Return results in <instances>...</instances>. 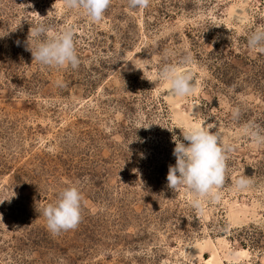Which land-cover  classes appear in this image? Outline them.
Listing matches in <instances>:
<instances>
[{
  "label": "rangeland",
  "instance_id": "1",
  "mask_svg": "<svg viewBox=\"0 0 264 264\" xmlns=\"http://www.w3.org/2000/svg\"><path fill=\"white\" fill-rule=\"evenodd\" d=\"M40 22L73 31L78 68L33 60ZM261 29L264 0H111L97 22L64 0H0V264H264ZM165 65L191 75L190 95L150 81ZM193 124L215 125L227 157L200 209L167 186L173 136ZM68 186L81 221L53 235L37 209Z\"/></svg>",
  "mask_w": 264,
  "mask_h": 264
},
{
  "label": "clouds",
  "instance_id": "2",
  "mask_svg": "<svg viewBox=\"0 0 264 264\" xmlns=\"http://www.w3.org/2000/svg\"><path fill=\"white\" fill-rule=\"evenodd\" d=\"M64 4L69 9L82 10L92 22H97L103 18L111 0H64ZM128 4L133 8L145 9L149 6L150 0H128ZM4 35L6 33L0 34V37ZM30 37L38 41L34 48L30 45ZM248 45L264 53V29L252 31L248 36ZM27 50L31 51L33 60L47 67L71 66L76 69L81 63L75 50L73 31L65 29L54 36H49L43 22L35 26L31 25ZM150 81L156 84L167 82L169 88L178 97L188 96L194 91L191 75L171 65L163 66L158 78ZM213 127H215L213 124L179 127L187 143L173 136L175 142L173 156L176 158V163L169 165L167 186L174 192H178L183 187L194 193L197 198L191 203L197 209L202 207L200 198L220 199L218 189L224 185L226 179V146H222L221 138L210 131ZM253 137L257 143L264 142V137L256 133H253ZM250 184L251 181L245 177L235 181L237 190L244 189ZM5 200L10 199H0V203ZM81 201L80 189L68 186L58 192L55 203H50L37 211L39 216L42 215L46 219V226L50 232L59 235L62 231L75 229L80 223Z\"/></svg>",
  "mask_w": 264,
  "mask_h": 264
}]
</instances>
